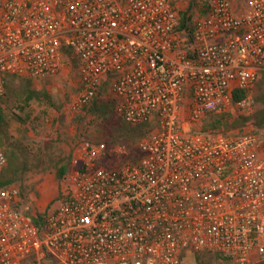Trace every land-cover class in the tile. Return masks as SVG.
<instances>
[{"label": "built area", "instance_id": "built-area-1", "mask_svg": "<svg viewBox=\"0 0 264 264\" xmlns=\"http://www.w3.org/2000/svg\"><path fill=\"white\" fill-rule=\"evenodd\" d=\"M179 1L0 0V97L6 75L53 78L71 56V110L105 89L125 123L149 126L133 160L125 146H76L42 228L16 185L1 189L0 264H186L198 251L264 264V145L201 130L252 112L264 0H203L191 49Z\"/></svg>", "mask_w": 264, "mask_h": 264}, {"label": "trees", "instance_id": "trees-1", "mask_svg": "<svg viewBox=\"0 0 264 264\" xmlns=\"http://www.w3.org/2000/svg\"><path fill=\"white\" fill-rule=\"evenodd\" d=\"M203 0H188V7L179 12V31L184 32L187 48L193 47L192 31L193 22L197 14H205ZM69 59L75 60L69 56ZM33 79L18 78L8 74L4 79L5 94L0 97V150L6 157L7 164L0 170V190L9 186L21 185L26 178L35 170L40 168H54L58 182H62L68 171L70 156L60 158L54 153L52 142L36 144L28 138L27 131L21 137L12 131L13 124L18 129L26 128L30 120L32 104L42 102L56 107L52 95L46 89H38ZM255 91L253 97L252 112L243 115L238 111L216 114L209 117V121L203 123V134L219 133L225 136L230 133L238 135L251 133L256 135L261 144L264 145V73L252 89ZM107 92L102 89L98 96L83 110L76 115L74 122L78 123V129L90 126V123L98 127L102 140L109 146H125L130 154L136 155L138 151L136 144L139 143L148 133V125L132 126L116 115L115 99L104 97ZM247 95L245 91L234 92V102ZM246 129H248L246 131ZM20 130H16V132ZM239 132V133H238ZM19 188V187H18ZM20 190V188H19ZM21 193L25 192L22 188ZM26 198V197H25ZM23 198V206L25 203ZM49 209V210H48ZM47 208L44 212L32 214L30 209L26 213L31 214L34 224L42 228L45 219L50 211ZM191 264H234L230 257L219 253L198 251L190 255Z\"/></svg>", "mask_w": 264, "mask_h": 264}, {"label": "rangeland", "instance_id": "rangeland-1", "mask_svg": "<svg viewBox=\"0 0 264 264\" xmlns=\"http://www.w3.org/2000/svg\"><path fill=\"white\" fill-rule=\"evenodd\" d=\"M179 5L182 10H185L188 7V0H180ZM34 84L38 89H46L50 92L56 107L53 108L42 102L33 103L29 109L30 120L26 128L18 129L17 125L13 124L12 131L15 135L21 137V134L27 131L28 138L36 144L55 143L52 150L61 159L71 156L72 150L85 140L92 142L102 140L95 124L90 123V126L80 130L78 129L79 124L74 122L75 116L81 113V111L76 112L70 109L71 104L79 96V77L74 61L66 60L64 68L56 77L35 80ZM251 94L254 95L255 91L252 90ZM103 96L111 98L108 92H105ZM209 117L205 122L209 121ZM201 130L203 131V125ZM230 135L235 134L230 133ZM0 152L3 153L2 150ZM135 158L136 155L131 154L130 160ZM60 185L54 168H40V170L33 171L21 185L18 184L20 190L25 189L22 194L23 198L26 197L24 207L30 209L32 214L44 212L53 206ZM186 264H191V262L187 261Z\"/></svg>", "mask_w": 264, "mask_h": 264}]
</instances>
